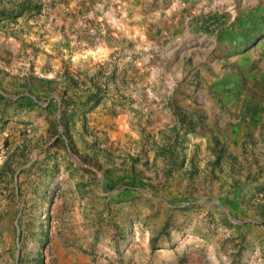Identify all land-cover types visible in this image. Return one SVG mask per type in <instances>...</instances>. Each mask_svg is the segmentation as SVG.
Segmentation results:
<instances>
[{
    "label": "rangeland",
    "instance_id": "374dc122",
    "mask_svg": "<svg viewBox=\"0 0 264 264\" xmlns=\"http://www.w3.org/2000/svg\"><path fill=\"white\" fill-rule=\"evenodd\" d=\"M0 264H264V0H0Z\"/></svg>",
    "mask_w": 264,
    "mask_h": 264
},
{
    "label": "bare ground",
    "instance_id": "6f19581e",
    "mask_svg": "<svg viewBox=\"0 0 264 264\" xmlns=\"http://www.w3.org/2000/svg\"><path fill=\"white\" fill-rule=\"evenodd\" d=\"M125 12V10H124ZM125 19L123 20H115L114 24L118 26L119 32L130 36L133 39H136L138 43L144 40H148L151 35L148 34L145 27H142V23L136 16L132 14L125 13ZM133 18L132 22H129V19Z\"/></svg>",
    "mask_w": 264,
    "mask_h": 264
}]
</instances>
